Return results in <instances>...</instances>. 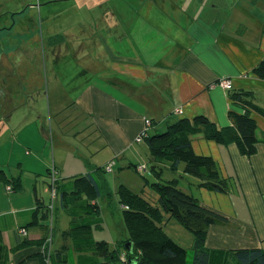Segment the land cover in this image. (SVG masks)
Returning a JSON list of instances; mask_svg holds the SVG:
<instances>
[{
	"label": "crops",
	"instance_id": "1",
	"mask_svg": "<svg viewBox=\"0 0 264 264\" xmlns=\"http://www.w3.org/2000/svg\"><path fill=\"white\" fill-rule=\"evenodd\" d=\"M69 1L0 0V65H6L2 57L6 51L11 62L15 54L32 53L38 47V29L43 20L41 7L46 6L42 3L53 5ZM263 2L95 0L89 3L97 10L91 24L87 25V18L80 15L77 24L61 30L50 27L56 16L47 15L49 39L54 36L64 39L62 45L70 41L73 51L79 42L82 46L85 40L89 41L87 50L83 46L84 55L94 57L91 64L78 67L74 73L80 85L74 93L73 108L78 118L83 119V131L89 130L88 134L96 137L99 144L96 153H104L106 157L102 166L97 167L78 153H68L66 160L60 163L54 158V167L60 170L61 176L94 172L114 159L117 163L118 158L132 151L133 158L123 161L122 168L145 165L149 162L148 149L137 146L145 144L137 142L139 136L146 129L149 134L165 131L179 119L194 122L196 117L203 116L219 130L231 127L228 113L234 107L228 90L220 85L222 80H228L231 89L254 92L256 104L264 109V81L254 73L264 60V16L260 11ZM24 23L27 25L23 26ZM19 25L21 33L16 32ZM50 42L51 52L60 49V45H50ZM17 63L15 68L21 72L22 61ZM87 77L90 79L86 80ZM19 84L18 91L22 92L26 83L23 84L21 77ZM4 87L0 70V90ZM19 97H22L20 93L15 94L14 101ZM177 110H181V114L178 115ZM5 114L10 120L14 117L13 110ZM253 116L260 143L252 156L243 154L236 144L220 145L206 140L202 134L193 138L195 153L212 157L222 176L232 182L229 194L210 192L199 187L200 181L184 174L183 169L177 171L182 191L229 221L227 225L209 227L206 246L212 250L264 251V115L254 112ZM146 121H153L156 126L150 130ZM55 150L54 146L53 155ZM20 165L22 163L13 165L12 161H0V172H3L0 175V247L6 253V264H44L38 255L40 250L31 245L21 247L25 240L33 243L42 238L39 226L28 227L27 239L20 237L19 232L33 221L37 198L41 196L37 189L33 193L23 189L15 193L7 190L8 183L17 178L8 171ZM159 165L171 172L168 163ZM173 174L176 173H168L166 177H176ZM122 185L157 198L146 185L141 184L138 189L133 184ZM108 192L112 194L111 200ZM113 198L112 190L106 188L99 200L102 224L94 230V239L115 248L128 238V232L121 219L118 226L111 228L104 217L102 204L104 201L108 204ZM69 222L64 214H59L54 252L63 246L62 233ZM161 226L178 244L192 250L193 236L178 222L164 215ZM53 255L50 264H60V257ZM78 257L76 254L75 258Z\"/></svg>",
	"mask_w": 264,
	"mask_h": 264
},
{
	"label": "trees",
	"instance_id": "2",
	"mask_svg": "<svg viewBox=\"0 0 264 264\" xmlns=\"http://www.w3.org/2000/svg\"><path fill=\"white\" fill-rule=\"evenodd\" d=\"M254 73L264 81V60L255 68ZM228 98L234 107L228 113L231 127L219 130L206 117L199 116L194 122L179 119L169 124L162 132L153 131L149 134L148 130H145L142 142L147 146L152 174L156 178L151 190L157 198L121 185L117 196L124 208L128 238L115 248L94 239V230L99 229L102 224L99 200L108 188L104 182L106 167L74 177H62L57 167L48 169V186L55 193V197L49 204L44 198H37V207L32 214L33 221L19 230L22 235L20 237L27 239L25 237L28 235V227L39 226L42 238L33 243L25 240L21 247L31 245L40 250L38 255L44 264L51 263L53 253L60 257V264H264V251L260 249H209L206 246L209 227L227 225L228 219L182 191L178 183L180 179L163 181L162 171L168 169L154 164L156 160H164L170 166L171 172L176 173L183 169L184 174L199 180V187L210 192L229 194L232 182L222 176L212 157L196 154L192 144L193 138L202 134L206 140L220 145L236 144L245 155L252 156L257 152L260 141L253 113L264 115V109L256 104V94L232 88L228 90ZM150 122L148 129L151 130L156 124ZM147 165H142L146 172L149 169ZM139 167L141 166L135 167V170L139 171ZM146 172L140 173L146 176ZM0 174L3 175V172ZM10 182L13 184L11 192L22 189V176ZM111 196L108 192L109 200ZM59 214H64L70 222L62 233L65 241L63 246L54 252ZM164 215L174 219L193 236L192 250L188 251L178 244L161 226ZM76 254L79 255L77 259ZM0 264H6V253L2 246Z\"/></svg>",
	"mask_w": 264,
	"mask_h": 264
},
{
	"label": "rangeland",
	"instance_id": "3",
	"mask_svg": "<svg viewBox=\"0 0 264 264\" xmlns=\"http://www.w3.org/2000/svg\"><path fill=\"white\" fill-rule=\"evenodd\" d=\"M91 1L95 2V0H70V3L59 2L53 5L42 3L41 5L46 4V6L41 7L43 20L40 21L38 29V47L34 48L32 53L15 54L11 62H9L8 56L10 55L7 54V51L3 55L1 54L5 64H11L13 69L19 60L22 61V70L18 72V77L22 78L23 84L25 81L26 86H22V92L17 91L22 97L13 101V119H8L9 115L6 114L0 115V161H12L13 165L22 163L20 168L15 166L11 170L8 169L9 175H16L17 178L22 176V189L28 190L29 193H33L37 189L38 194L44 198L47 204L53 199V191L48 186L50 180L46 171L48 168H54V158L57 163H60L66 160L70 155L68 153H78V155L87 157L92 164H97L95 167L102 166L101 164L106 159L104 153H96L95 150L99 145L96 144V137L89 135V130L83 131L85 128L83 119L78 118L77 110L73 108L74 93L80 85L78 75H74V73L79 70L78 67L91 64V58L94 57L91 54V58H85L84 55L86 51L83 46H86L87 50V46L90 45L89 41L85 40L82 46H79L82 44L79 42L73 51L69 47L70 41L62 45L61 42L64 39L56 36L49 39V24L46 21L47 15L56 16L50 27L54 30H61L64 26H74L79 20L78 17L84 15L88 20L86 24H91L90 20L97 15L95 7L89 5ZM38 10L40 11V8ZM260 11L264 16V2ZM3 16L4 14L1 15V18ZM25 25L27 24L24 23L23 26ZM17 31L18 33L22 32L20 25L16 27ZM10 41L13 40L10 39ZM49 41H51L50 45L52 43L60 45V49L58 48L54 53L51 52L48 46ZM64 47H67L68 50ZM88 78L90 79L87 77L86 80H89ZM9 111L11 109L7 112ZM1 116H5L7 119ZM54 146L56 148L55 155H53ZM137 146L147 147L146 144ZM132 152L118 158V164L114 159L116 166L113 172L104 174V182L114 193L110 204H104L105 201L102 204L104 217L111 228L118 226L120 219L125 222L124 211L116 196V191L121 185L124 183L133 184L138 189L143 184L151 190L152 183L156 181L152 174V165L149 162H147L149 169L145 173L146 176H142L133 166L122 168V163H125L123 161L133 158L131 157ZM39 160L41 162H38ZM156 163L166 162L156 160L154 164ZM39 172L41 174L37 175ZM168 173L173 172L166 169L162 171L163 181L180 178L177 172L173 174L176 177H166ZM144 179L149 183L147 184ZM12 188L13 184L8 183L9 193H13L10 191Z\"/></svg>",
	"mask_w": 264,
	"mask_h": 264
},
{
	"label": "flooded vegetation",
	"instance_id": "4",
	"mask_svg": "<svg viewBox=\"0 0 264 264\" xmlns=\"http://www.w3.org/2000/svg\"><path fill=\"white\" fill-rule=\"evenodd\" d=\"M0 70L1 73H3V80L5 83V87H4L5 89L3 91L0 90V115H3L8 110L10 109L13 110L12 104L14 101V96L20 87L19 84L20 77H18V70L15 68V66L13 69L11 64L9 65L6 64L1 66Z\"/></svg>",
	"mask_w": 264,
	"mask_h": 264
},
{
	"label": "built area",
	"instance_id": "5",
	"mask_svg": "<svg viewBox=\"0 0 264 264\" xmlns=\"http://www.w3.org/2000/svg\"><path fill=\"white\" fill-rule=\"evenodd\" d=\"M221 87L226 89V90H230L231 89V83L228 80H222L220 83ZM176 113L179 115L181 114V110H177ZM151 122L150 121H146V126H150ZM145 136V131L139 136V138L137 139V142H142L143 137ZM115 167V162H110L106 168L105 171L107 173H112ZM140 172H146V168L144 166H141L138 168ZM55 197V193L53 192V199Z\"/></svg>",
	"mask_w": 264,
	"mask_h": 264
}]
</instances>
